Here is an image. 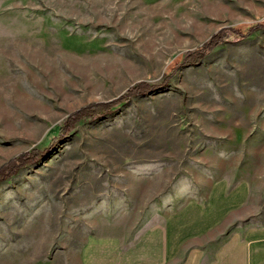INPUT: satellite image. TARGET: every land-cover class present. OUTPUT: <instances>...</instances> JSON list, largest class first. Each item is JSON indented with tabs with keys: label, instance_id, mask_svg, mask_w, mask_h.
<instances>
[{
	"label": "rangeland",
	"instance_id": "obj_1",
	"mask_svg": "<svg viewBox=\"0 0 264 264\" xmlns=\"http://www.w3.org/2000/svg\"><path fill=\"white\" fill-rule=\"evenodd\" d=\"M256 25L264 0H0V168L48 152L0 182V264H62L85 234L187 223L205 229L184 250L264 264V31L183 64ZM140 83L163 87L63 131Z\"/></svg>",
	"mask_w": 264,
	"mask_h": 264
},
{
	"label": "crops",
	"instance_id": "obj_2",
	"mask_svg": "<svg viewBox=\"0 0 264 264\" xmlns=\"http://www.w3.org/2000/svg\"><path fill=\"white\" fill-rule=\"evenodd\" d=\"M175 229L179 232L175 233ZM200 230L187 223L169 228V232L166 225H158L134 229L129 234H85L83 241L70 253V259L62 264H229L230 248L224 247L217 261H214V254L203 250L199 244L184 250L182 240L185 236L195 232L191 235L195 239ZM238 251L241 260L244 249L240 247Z\"/></svg>",
	"mask_w": 264,
	"mask_h": 264
},
{
	"label": "trees",
	"instance_id": "obj_3",
	"mask_svg": "<svg viewBox=\"0 0 264 264\" xmlns=\"http://www.w3.org/2000/svg\"><path fill=\"white\" fill-rule=\"evenodd\" d=\"M258 30L264 31V25L248 26L245 35H243L242 31L239 29L222 31L221 33L215 35L210 41H208L204 47L197 51V53L188 54L185 57L183 64L186 67L196 66L200 64L206 58V56L221 43H231L235 40H240L243 37L252 35ZM163 85L165 86L166 82ZM163 85L152 86L146 83H140L131 88L123 97L119 98L118 100L108 103L92 104L82 108L81 110L71 114L66 119L65 125L62 129L63 131L70 130L77 123L82 121L91 123L95 122L100 118H104L109 114H112L114 112V108H117L122 103V101H130L133 98L147 96L159 90L161 87H163ZM47 153V151L40 152L35 150L29 153H24L19 157L12 159L0 168V182L9 180L16 176L21 170L27 169L36 164L40 160L44 159Z\"/></svg>",
	"mask_w": 264,
	"mask_h": 264
}]
</instances>
